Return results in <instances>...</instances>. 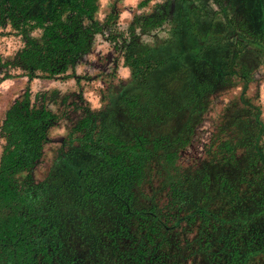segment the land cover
<instances>
[{"label":"trees","instance_id":"1","mask_svg":"<svg viewBox=\"0 0 264 264\" xmlns=\"http://www.w3.org/2000/svg\"><path fill=\"white\" fill-rule=\"evenodd\" d=\"M230 1L237 15H223L230 38L210 33L218 25L196 21L198 9L187 5L174 14L168 46L125 43L128 84L108 95L104 110L80 104L70 145L44 181L29 171L59 117L31 104L28 90L8 107L0 264H264V121L246 96L253 72L240 59L248 46L264 47V0ZM98 7V0H0V27L9 24L23 41L13 64L29 78L67 76L103 30ZM161 15L146 28L159 26ZM234 77L243 83V109L230 101L232 114L205 158L179 170L209 98L236 85ZM152 168L160 189L143 198L138 189Z\"/></svg>","mask_w":264,"mask_h":264},{"label":"rangeland","instance_id":"2","mask_svg":"<svg viewBox=\"0 0 264 264\" xmlns=\"http://www.w3.org/2000/svg\"><path fill=\"white\" fill-rule=\"evenodd\" d=\"M187 1L184 3L181 0H98L99 7L95 18L102 24L103 30L95 34L90 51L82 56L73 70L67 71V76L45 78L39 75L29 78L19 66L13 64L16 53L23 46L21 36L15 34L9 24L1 26L0 155L5 145L1 131L5 112L24 91L28 90L31 104L46 106L59 117L56 124L49 129V140L43 147L41 158L29 171L35 182L46 180L55 170L56 158L62 149H67L70 145L67 136L72 123L82 114L80 104L94 111L104 110L109 104L108 95L118 93L128 84L131 72L124 61L125 43H129L132 38L139 44L150 47L171 43L172 29L176 25L174 14L178 13L180 17V13L185 12L187 5L196 6L198 9L196 11L198 16L194 17L196 21H204L212 27L218 25V30L209 27L210 33L218 31L217 33L228 34L229 38L231 37V33H227L229 30L225 27L223 18L225 13L232 20L237 16L230 6V0ZM226 8L227 11H224ZM221 10L224 11L223 14ZM161 14H165V17L159 26L146 28L147 18H158L162 16ZM39 33L40 30L36 29L31 35L37 37ZM262 49L259 51L254 46H248L240 59L244 61L242 64L247 65L253 72L252 82L246 88V96L252 98L251 102L255 106L260 107L261 119L264 121V47ZM4 75L11 77L2 79ZM232 81L237 84L209 98L207 110L196 126L191 144L180 153L177 161L179 170L193 166L205 158L204 149L211 136L217 133L221 121L232 114L227 112L230 101L235 104V108L243 109L238 99L243 83L238 77L232 78ZM153 170L154 168L138 189L143 198L150 192V187L160 189L161 174L157 175Z\"/></svg>","mask_w":264,"mask_h":264}]
</instances>
